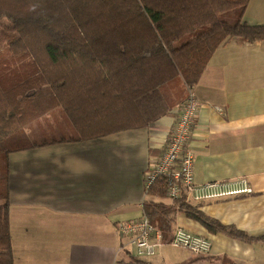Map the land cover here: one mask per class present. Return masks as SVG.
Masks as SVG:
<instances>
[{"label":"crops","instance_id":"0c3cea01","mask_svg":"<svg viewBox=\"0 0 264 264\" xmlns=\"http://www.w3.org/2000/svg\"><path fill=\"white\" fill-rule=\"evenodd\" d=\"M243 19L264 25V0H249ZM193 91L198 112L188 148L195 181L244 178L252 191L190 202L224 225L264 236V41L220 44ZM178 108L145 127L86 140L70 139L76 132L55 134L56 127L70 124L66 119L50 123L43 115L27 125L30 140L46 143L10 155L13 264H264V242L210 233L182 212L173 231L206 237L209 254L163 242L154 255L140 258L117 233L118 223L144 215L145 177L165 148ZM42 122L48 131L37 136Z\"/></svg>","mask_w":264,"mask_h":264},{"label":"trees","instance_id":"16d2710c","mask_svg":"<svg viewBox=\"0 0 264 264\" xmlns=\"http://www.w3.org/2000/svg\"><path fill=\"white\" fill-rule=\"evenodd\" d=\"M248 2L0 0V264H13L10 155L46 143L30 140L25 127L59 110L76 132L70 139L86 140L170 114L220 44L264 41V25L243 19ZM227 13L235 20L223 18ZM145 193L144 214L164 243L178 212L210 233L264 242L263 235L224 225L184 197L165 203L164 177Z\"/></svg>","mask_w":264,"mask_h":264},{"label":"built area","instance_id":"2783aa9c","mask_svg":"<svg viewBox=\"0 0 264 264\" xmlns=\"http://www.w3.org/2000/svg\"><path fill=\"white\" fill-rule=\"evenodd\" d=\"M198 112V101L193 86L187 89L186 97L178 108V116L167 139L158 162L151 167L145 177V191L159 178L164 177L166 196L169 199L184 197L186 201H202L250 193L244 178L231 181H208L197 183L194 179L193 154L188 148L194 121ZM117 233L134 247L137 257L155 254L163 245L160 231L144 214L142 217L118 223ZM173 247L184 248L196 254H209L211 241L204 236L193 234L183 228H176L169 241Z\"/></svg>","mask_w":264,"mask_h":264},{"label":"rangeland","instance_id":"374dc122","mask_svg":"<svg viewBox=\"0 0 264 264\" xmlns=\"http://www.w3.org/2000/svg\"><path fill=\"white\" fill-rule=\"evenodd\" d=\"M223 18H225L226 20H229V21H234L235 20V18H236V14H234V13H227V14H225V15H223ZM3 41H1L0 40V46L1 45H3ZM186 94V93H185ZM62 113V112H61ZM44 115H48V118L50 119V123H52V122H55V121H57V120H62L63 121V119H66V117L65 116H62L60 113H58V112H51V111H49V113L47 112L46 114H44ZM64 115V114H63ZM43 116V115H42ZM41 116V117H42ZM40 118V117H39ZM38 119V118H37ZM67 121V120H66ZM56 124H58V122H56ZM40 127H42V129L41 128H37L36 130H34V133L37 135V136H39V135H43V133H45L46 131H48V129L47 128H45L46 127V122H42V124H41V126ZM43 128H45L44 130H43ZM60 130H61V134L62 135H65V134H68V135H70V134H72V132L74 133L75 132V130H74V128L70 125V124H65V123H62L61 124V127H56V132H55V134H57V136H60L59 134V132H60ZM58 132V133H57ZM45 135V134H44ZM127 249H129V247L127 248ZM130 250V249H129ZM134 250V249H133Z\"/></svg>","mask_w":264,"mask_h":264}]
</instances>
